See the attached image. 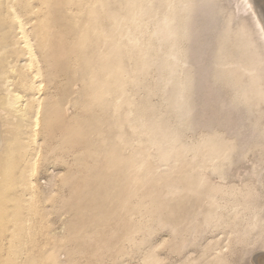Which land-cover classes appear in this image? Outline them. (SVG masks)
I'll return each instance as SVG.
<instances>
[{
    "label": "rangeland",
    "instance_id": "1",
    "mask_svg": "<svg viewBox=\"0 0 264 264\" xmlns=\"http://www.w3.org/2000/svg\"><path fill=\"white\" fill-rule=\"evenodd\" d=\"M226 1H221L229 3L223 16L234 17L232 0ZM14 6L25 20L34 55L25 67L28 45L17 20L5 11L6 0H0V98L9 82L11 90L36 98H24L21 114L0 111V264H257L256 256L264 264V140L252 130L257 105L249 112L242 104L220 109L231 89L220 80L224 89L215 91L209 80L213 69H205L206 56L198 55L210 82L205 80L197 94L207 98L196 116L202 125L212 120L213 131L202 125L194 131L176 128L160 93L148 83L150 63L139 52L146 42L128 44L125 38L122 46L117 16L127 11L126 0H15ZM130 45L136 51L131 58ZM113 89L117 101L111 99ZM129 95L150 124V135L158 130L171 137L169 155L149 141L145 129L130 127ZM106 101L112 102L108 109ZM227 143L232 150L224 161Z\"/></svg>",
    "mask_w": 264,
    "mask_h": 264
},
{
    "label": "bare ground",
    "instance_id": "2",
    "mask_svg": "<svg viewBox=\"0 0 264 264\" xmlns=\"http://www.w3.org/2000/svg\"><path fill=\"white\" fill-rule=\"evenodd\" d=\"M14 1L15 0H6L7 10H5V11H7L13 18H15L17 20V22H18L17 27H18L20 33L22 35H24V37H25V39H24L26 41L25 45H28L27 49H29V50H28L27 54L30 57H29L28 62H27L28 64L25 65V67H26V66L30 65L31 58L34 55V52H33V49L31 48L30 41L28 39L29 37H27L28 33L26 35V31H25L26 25L24 23L25 20L24 21L21 20V13L16 10V8L14 6ZM126 1L128 2L127 11L122 12L121 15L118 14V16H117L119 18L120 25L122 28V34H123L122 36L124 37L122 46H125V43H124L125 38L127 39L128 44L131 42V40H133L132 42H137V41H139V39H142V43L144 41L146 42L144 50L139 51V52H140L141 56L146 58L147 61L150 63L148 66V75H149L148 83H149V85L152 86L153 91H157L158 93H160V95H161V100H160L161 106H163V107L165 106L166 115H170L171 117L173 116L176 128L187 127V128H189V130L193 129L192 131H194L195 128H198L202 125V122H204V120L201 121V124H200V119L202 117L196 116V110H197L198 106L202 107L204 105V100H205L204 98H207V97H205L206 94L204 95V93H203L202 96L199 98V97H197V94L199 91H201L200 88L205 85V82H204L205 80H206V83L211 81V83L213 84V86L212 85L211 86L214 87V89L217 93L222 92V90L224 89V85L220 83V80H223V81H225L226 88L228 87L229 89H231V94H230L229 102L224 101V100L221 102V108L220 109H224V108H226V106L228 107L229 104L234 106V107H236L237 104L238 105L242 104L245 106V108L249 112V111H252V109L254 108L255 105H257L255 110L259 114L257 116L256 115L254 116L256 120H254V125L252 124L254 126V128L252 130H253V132L257 133L256 136L258 138L260 137L259 138L260 140L261 139L264 140V128H263V126H261V120L263 119L261 114L264 113V111H263V109L260 108L259 104L254 102L255 100H258V99H262L264 101V64H263L264 63V0H232L231 2L234 5V11H231V13H233L235 15L234 17L233 16L232 17L231 16H225V17L223 16L224 10H225L224 6L225 5L228 6L229 3L225 4V2H224L225 5L221 4L222 0H126ZM224 1H226V0H224ZM4 4H5V2H4ZM100 8H101V6H100ZM83 15H85V14L83 13ZM100 15H102V14H100ZM80 16H81V14H80ZM86 16H88V15H86ZM237 16H238L239 20L237 21L238 22L237 24L235 23L236 24L235 25L233 23V21L236 19ZM83 19H85V18H83ZM79 20H81V18ZM79 20H77V21H79ZM91 20H92V18H91ZM221 20L223 21L222 24H221V22H222ZM84 21H86V20H84ZM234 22H236V21H234ZM71 23H73V22H71ZM101 23H102L101 28L103 30L104 29L103 22H101ZM75 24L78 25L77 23H75ZM83 24L81 23L80 26H82ZM234 25H235V27H237V30H238V32L236 33L235 39H234V41H236V42H233V40L231 38V37H233L231 35V33H232L231 30L233 29L232 26L234 27ZM87 27L89 28V26H87ZM116 27H117V25H116ZM113 28H114V26H113ZM209 28H211L210 31L208 30ZM116 30H117V28H116ZM84 31L86 32L85 29H84ZM2 33H3V28H2V26H0V37H1ZM130 33H132L131 37H130ZM79 36H80V34H79ZM244 36H246V37H244ZM89 38H90V40L92 39L91 37H89ZM96 38H98V37L96 36ZM21 39H22V37H21ZM24 40H22V42ZM90 40H89V42H90ZM241 40L243 42L242 44H241ZM97 44H100V43H97ZM119 44L120 43H118V46H119ZM91 45H92V42H91ZM115 46H116V44H115ZM80 47H81V44H80ZM93 48H94V45H93ZM118 49H120V48H118ZM82 50H84V49H82ZM124 50H125V48H124ZM128 50H129L128 56H129V58H131L135 54L136 51H135V49H133L132 45H130ZM100 51H101V48H100ZM81 54H82V52H81ZM83 54H85V53L83 52ZM87 54H88V52H87ZM198 55L206 56L204 59L205 61H202V63H201V58H203V57L199 58ZM87 57H89V55ZM246 57H247V59H246ZM104 58H105V56H104ZM105 59H107V56ZM109 59H111V58H109ZM245 60L247 62L246 67L243 66V62ZM108 61H111V60H108ZM204 62L206 64V66L204 67L205 69H207V68L213 69L211 72L210 79H209V73H207L208 76L206 75V77H208V79L210 81L209 80L207 81V79H205V76L202 74V65H204L203 64ZM85 65H86V63H85ZM101 65H102V63H101ZM5 66H6V64H5ZM31 66H32V64H31ZM81 66H83V64H81ZM85 67L87 68L88 66L86 65ZM110 67H111V65H110ZM116 68H118V67H116ZM131 68L133 70V67H131ZM204 68H203V70H204ZM90 69H92V68H90ZM97 69H99V66ZM106 69H107V67H106ZM111 69H112V67H111ZM0 70H2V69H0ZM119 70H121V69L119 68ZM153 71H154V74L156 76L152 78L151 75H152ZM208 71H210V70H208ZM102 72H103V70H102ZM0 73L3 74V72H0ZM103 74L105 75V74H107V72L103 73ZM134 75H132V76H134ZM85 76H87V75H85ZM106 78L108 80L107 75H106ZM109 78H111V77H109ZM10 80L8 78H4V83H8ZM108 81H106V82H108ZM130 81L132 83V80H130ZM11 82H12V80H11ZM9 83L7 85L5 84L6 86L3 85L5 87L4 88L5 89V92H4L5 95H4L3 100L0 98V111H6L7 113H8V111H11L13 113H20L21 114L26 109V107H25L26 106V104H25L26 100L28 101V100L32 99L33 96H34L33 98L35 100L36 97L34 94L26 95L20 91L11 90L10 86L8 87ZM203 83H204V85H203ZM113 84H112V87L115 86ZM119 85H120V83H119ZM112 87L110 88V90L112 89ZM209 87H210V85H209ZM102 89H104V88H102ZM104 90H102V91H104ZM216 92H213V93H216ZM108 93H107V95H108ZM110 93H111V97H112L111 99H115V101H117L116 98L118 96V89H113L112 92L110 91ZM209 95L210 94H208V96ZM121 96H122V94H121ZM217 96H219V95H217ZM130 97H131V95H129V101L127 102L129 104V112H130V118H129L130 127L136 131L140 130L141 128L145 129V132L149 138V141L152 143L158 142L160 144L162 153H167V154L169 153L170 154L174 148L173 141L172 140L170 141L171 137L169 135L164 136V134L160 133L158 130L155 133L151 132V135H150V131L152 130L150 124L149 123L147 124V122H145L146 119H143L142 117H140V111H138L136 108H134V103L132 102ZM24 98H26V100ZM123 101H125V100H123ZM214 101L216 102V100H214ZM106 102H105V104H107V109H108V107H109L108 105H110V103H112V102H110V103L108 101H106ZM96 104H97V102H96ZM206 105H208V104H205V107H206ZM37 106H36V112H35V116H34L35 118H38L37 116L39 115L38 112H39L40 106L39 105H37ZM104 109H106V108H104ZM217 112H218V110H217ZM235 112L237 115L236 110H235ZM104 113H105V111H104ZM251 113H253V112H251ZM214 114H216V116H217L216 109H215ZM240 114H239V116H240ZM254 114H255V112H254ZM242 115H243V113L241 114V116ZM244 115H245V112H244ZM204 116H203V118H204ZM241 116L239 117V120H240V118L243 117V116L242 117ZM249 116L250 115H248V117ZM209 117L211 118V116H209ZM243 118H246V117H243ZM243 118L241 119L242 121H243ZM233 119H235V118H233ZM206 120H207V118H206ZM209 120H207L208 122L203 124L202 126L206 127L208 130H212L213 126H214V122L212 120L210 122ZM221 120L222 119L220 118V121ZM242 121H240V122L243 123ZM0 124H1V122H0ZM216 124H218V123H216ZM226 124H228V123H226ZM229 124H230V122H229ZM219 125H220V122H219ZM230 126L231 125H229V127ZM241 127H239V128H241ZM245 131H247V130H245ZM3 133H4V131H2V129L0 127V148H2L3 144H4ZM234 133H236V132L233 131L232 134H234ZM250 133H251V130H250ZM228 135H230V134H228ZM234 136H235V134H234ZM246 136H249V135H246ZM246 136H244V138ZM253 136H254V134H253ZM235 138H236V136H235ZM244 138H242V139H244ZM258 138L256 139L257 141L259 140ZM241 141H243V140H241ZM253 141H254V139H253ZM236 143L238 144V142H236ZM239 143H240V141H239ZM243 145H242V148H243ZM224 147L225 148H223L224 152L222 153V155H223V159L225 161V160L230 159L232 147L228 143ZM213 148H214V144L212 145L211 150ZM242 148L240 149V151L242 150ZM241 152H243V151H241ZM239 157H241V154ZM134 159H135V157H134ZM137 159H138V157H137ZM146 161H144L143 163L145 164ZM134 166H136V165H134ZM216 167H217V163H215L212 168H216ZM142 169H143V167H142ZM221 170H222V173L224 174V172H223L224 168H222ZM226 170H228V169H226ZM144 171H145V167H144ZM146 171H147V168H146ZM142 172H143V170H142ZM142 172H141V174H143ZM30 185H32L34 187L33 182H30ZM211 195L214 196L213 193ZM234 199H236V198H234ZM251 204H253V203H251ZM241 207H242L241 202L238 204V206L234 205L233 213H234V211H239L241 209ZM152 247H154V246H152ZM150 248H151V246H150ZM150 248H149V252L151 251ZM149 252L147 251V253H149ZM153 256H154V254H153ZM158 256H157V258L159 259ZM148 258H150V257H148ZM148 258L146 261L149 262L150 260H148ZM259 258L261 259V257H259ZM259 258H258V256H256L257 264H259ZM143 259H145V258H143ZM253 260L254 259H252L251 262H253ZM152 261L153 260H151V262ZM154 263L156 264V261ZM152 264H153V262H152ZM255 264H256V261H255Z\"/></svg>",
    "mask_w": 264,
    "mask_h": 264
}]
</instances>
